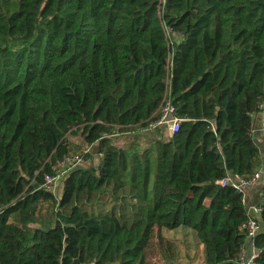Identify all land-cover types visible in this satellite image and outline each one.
Listing matches in <instances>:
<instances>
[{"label":"trees","instance_id":"16d2710c","mask_svg":"<svg viewBox=\"0 0 264 264\" xmlns=\"http://www.w3.org/2000/svg\"><path fill=\"white\" fill-rule=\"evenodd\" d=\"M165 92L178 130L113 141ZM263 99L264 0H0V264H145L154 227L181 225L204 264L237 262L245 208L218 180L264 165L250 132ZM70 135L100 157L57 197L40 184ZM254 242L264 264V227Z\"/></svg>","mask_w":264,"mask_h":264},{"label":"built area","instance_id":"2783aa9c","mask_svg":"<svg viewBox=\"0 0 264 264\" xmlns=\"http://www.w3.org/2000/svg\"><path fill=\"white\" fill-rule=\"evenodd\" d=\"M164 34L170 39L171 27L164 26ZM180 117L175 114L174 106L169 100L166 92L158 107L156 116L147 121L145 125L140 127L141 131H152L159 127H166L169 134L178 130L180 125ZM252 135L264 134V99L259 103V111L255 114V123L251 127ZM92 144L83 145L78 151L63 155L58 161L55 174H44L43 186L53 192L57 179L61 174L68 172L77 164L83 161V156L87 152H91ZM100 154V153H99ZM62 167L60 171L59 168ZM218 182L222 185H230L241 194V202L245 208V219L240 223L239 229L244 233V241L239 247L237 256L238 264H258L256 257L258 248L255 245V237L263 230V221L261 219L262 203L260 187L264 183V165L260 160L252 172L248 175H225Z\"/></svg>","mask_w":264,"mask_h":264},{"label":"rangeland","instance_id":"374dc122","mask_svg":"<svg viewBox=\"0 0 264 264\" xmlns=\"http://www.w3.org/2000/svg\"><path fill=\"white\" fill-rule=\"evenodd\" d=\"M163 127V126H162ZM141 130H130L126 132L116 133L112 136L113 141L128 145L130 143L141 146L148 138L147 132L168 136L169 131L166 127L158 128L152 131L143 132ZM156 132V133H155ZM68 140L73 144L72 150H79L85 142L80 135H70ZM82 145V146H81ZM100 156L92 154L90 157L83 158L79 166L97 163ZM62 170V167L59 168ZM65 174V173H64ZM61 174L57 179L53 193L58 197L61 192ZM38 224L46 226L51 223L54 218L53 205L51 201H41L37 206ZM160 233L159 227H154L148 244L146 245L145 264H204L203 247L198 242L193 230L187 226H178L173 229L162 228ZM164 236L161 238V235Z\"/></svg>","mask_w":264,"mask_h":264},{"label":"crops","instance_id":"0c3cea01","mask_svg":"<svg viewBox=\"0 0 264 264\" xmlns=\"http://www.w3.org/2000/svg\"><path fill=\"white\" fill-rule=\"evenodd\" d=\"M253 138L255 139V141L257 142V144L259 145L262 154H264V136L262 134H260V135L253 136ZM120 144H122V143H120ZM161 230L162 229L160 228V233H162ZM160 235H161V238L164 237V236H162V234H160ZM200 245H201V243H200Z\"/></svg>","mask_w":264,"mask_h":264},{"label":"water","instance_id":"95a60500","mask_svg":"<svg viewBox=\"0 0 264 264\" xmlns=\"http://www.w3.org/2000/svg\"><path fill=\"white\" fill-rule=\"evenodd\" d=\"M78 263V260L77 259H75L74 260V264H77ZM218 264H238V263H233V262H231V261H227V262H221V263H218Z\"/></svg>","mask_w":264,"mask_h":264}]
</instances>
